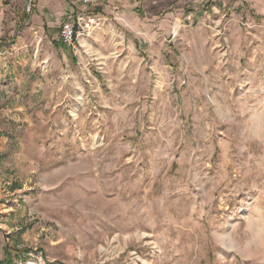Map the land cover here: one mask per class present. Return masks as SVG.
<instances>
[{"label": "rangeland", "instance_id": "374dc122", "mask_svg": "<svg viewBox=\"0 0 264 264\" xmlns=\"http://www.w3.org/2000/svg\"><path fill=\"white\" fill-rule=\"evenodd\" d=\"M0 264H264V0H0Z\"/></svg>", "mask_w": 264, "mask_h": 264}, {"label": "built area", "instance_id": "2783aa9c", "mask_svg": "<svg viewBox=\"0 0 264 264\" xmlns=\"http://www.w3.org/2000/svg\"><path fill=\"white\" fill-rule=\"evenodd\" d=\"M74 28L70 27V24H66L63 27V31H62V40L65 43L66 46L68 47H73L74 46V41H73V34H74Z\"/></svg>", "mask_w": 264, "mask_h": 264}, {"label": "trees", "instance_id": "16d2710c", "mask_svg": "<svg viewBox=\"0 0 264 264\" xmlns=\"http://www.w3.org/2000/svg\"><path fill=\"white\" fill-rule=\"evenodd\" d=\"M78 32H79V28L78 27H75L74 28V34H73V41H74V43L77 42V34H78ZM53 44H54V46H56L58 48L64 47L66 50H72L71 47H68V46L65 45V43L63 42L62 39L59 41V43L54 42Z\"/></svg>", "mask_w": 264, "mask_h": 264}]
</instances>
